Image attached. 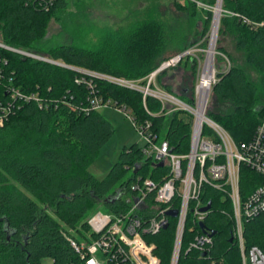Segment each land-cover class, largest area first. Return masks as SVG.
I'll list each match as a JSON object with an SVG mask.
<instances>
[{
  "label": "trees",
  "instance_id": "trees-1",
  "mask_svg": "<svg viewBox=\"0 0 264 264\" xmlns=\"http://www.w3.org/2000/svg\"><path fill=\"white\" fill-rule=\"evenodd\" d=\"M207 3L213 4L214 0ZM45 4L50 7L48 11ZM67 7L68 0H54L52 4L49 0H0V44L25 51L35 49L46 18ZM222 8L240 16L223 15L219 34L234 35L246 63L262 75L264 84V26L253 29L241 18L264 22V0H223ZM205 14L203 38L210 33L213 20L212 11ZM161 35L158 23L137 25L129 33V45L125 47L128 54L119 66L74 45L56 46L49 52L52 60L66 67L0 47V105L11 108L7 119L0 123V264H41L46 258L53 264L76 260L69 238H79L89 230V216L98 210H124L122 199L106 202L110 196L130 191L138 178L159 181L167 175L168 168L154 164L138 144L125 146L103 178L90 171L101 147L115 133L113 124L99 110L82 111L92 90L114 101L118 108L132 111L138 122L150 121L151 130L158 139L169 142L173 153H189L192 122L180 118L181 111L167 114L153 97L146 98L147 111L140 92L83 72L145 84V78L161 63ZM187 59L183 56L178 64ZM8 86L37 92L42 106L12 101ZM164 89L170 91L168 85ZM212 91L233 105L227 113H210L212 119L237 142L249 141L264 115L259 86L243 68L234 65L219 76ZM182 96L177 97L194 103V86L190 97L188 93ZM244 171L247 174L242 192L247 193L252 189V173ZM221 197L209 186L202 189L203 200L213 205L205 221L208 229L216 231L212 253L224 264H240L238 248L231 241L232 222L222 213L225 210L229 214L230 204L223 203ZM175 227L176 220L171 219L166 230L149 238L155 243L160 264H170ZM244 237L247 246H258L264 252V217L245 222ZM186 248L185 243L179 264H205L197 252L186 253Z\"/></svg>",
  "mask_w": 264,
  "mask_h": 264
},
{
  "label": "built area",
  "instance_id": "built-area-1",
  "mask_svg": "<svg viewBox=\"0 0 264 264\" xmlns=\"http://www.w3.org/2000/svg\"><path fill=\"white\" fill-rule=\"evenodd\" d=\"M42 1L38 0L39 3ZM52 2L54 0H49V4ZM44 8L48 11L50 7L45 4ZM230 14L240 16L233 12ZM241 18L243 23L253 29L264 26V22ZM0 47L25 57L30 56L28 52L17 48L3 44ZM179 61L177 56L164 63L145 78V84L110 75L97 76L140 92L147 111L146 98L153 97L161 104V111L170 106V112H165L167 114L188 112L193 118L190 151L185 155L173 153L169 142L158 139L151 130L150 121L140 123L132 118L145 140L142 147L144 154L158 167L166 166L168 173L159 181L150 177L138 178L132 183L130 191L120 193L119 199L125 205L121 212L98 210L90 215L87 219L89 230L84 231L79 238H69L77 257L68 264H160L155 243L149 238L166 230L171 219L176 220V227L170 264H179L185 243V252H197L205 264H224L222 258H216L212 253L216 234L211 235L212 230L207 226L203 230L200 225L213 211L212 202L202 198L204 186L219 192L223 203L230 204L229 214L225 210L222 213L228 215L232 222L231 241L238 248L240 264H264V252L258 246H247L244 237V223L264 217V115L251 139L237 142L207 114L209 94L217 83L215 71L207 90L203 89L202 71L192 104L156 86L157 74ZM6 90L12 101L34 102L42 106L41 96L37 92H25L15 86H8ZM108 106L127 113L125 108H118L114 101L99 97L94 90L82 111L100 110ZM10 109V105H0V123L7 119ZM162 162L164 165L160 166ZM245 169L252 173L249 175L252 189L247 193L242 192V181L247 174ZM208 203H211V209L202 212L201 209ZM172 210L178 211L176 217L168 215Z\"/></svg>",
  "mask_w": 264,
  "mask_h": 264
},
{
  "label": "rangeland",
  "instance_id": "rangeland-1",
  "mask_svg": "<svg viewBox=\"0 0 264 264\" xmlns=\"http://www.w3.org/2000/svg\"><path fill=\"white\" fill-rule=\"evenodd\" d=\"M221 1L223 4V0ZM217 2L218 0H214L213 4H208L207 0H68L66 10L46 18L36 48L26 51L30 55L27 57L42 62H47L42 59L55 62L49 55L52 48L60 45H74L77 48L101 55L106 61L119 66L125 59L124 55L128 54L125 47L129 45L126 42L129 41L131 30L144 22L158 23L162 31L159 41L163 46L159 67L175 59L178 54L188 51L189 54H186L187 61L181 64L177 63L178 65L160 72L156 79V86L166 91L164 86L168 85L170 91L166 92L177 96L188 93L190 97V89L192 90V86H194L195 91L209 53L213 20L210 33L203 38L205 13L209 10L212 11L214 18ZM230 13L223 9L221 17L231 15ZM156 35L157 33L155 37ZM152 38L154 39V37ZM181 39L184 43H180ZM189 47L191 48L186 50ZM214 48L216 53L213 69L216 82L219 81V76L226 73L231 66H240L246 71L249 79L259 86L261 103H264L262 75L246 63L245 53L237 48L234 35L219 34L218 31ZM195 62L196 70L193 69ZM83 72L93 76L99 75L93 72ZM130 81H137L140 84L141 80ZM184 90L187 93H183ZM184 102L188 103V100L185 99ZM169 109L164 112L169 113ZM232 109L233 105L230 102L215 95L211 89L207 108L209 117H211L210 113L224 114ZM99 111L113 124L115 129L114 135L101 147L98 157L90 167V171L94 175L103 178L118 160V156L125 146L138 144L143 147L145 140L133 123L134 114L132 111L125 113L113 106L101 108ZM179 116L185 122L193 121L186 111H181ZM100 205L97 207L100 208ZM41 264L53 263L51 259L46 258Z\"/></svg>",
  "mask_w": 264,
  "mask_h": 264
},
{
  "label": "water",
  "instance_id": "water-1",
  "mask_svg": "<svg viewBox=\"0 0 264 264\" xmlns=\"http://www.w3.org/2000/svg\"><path fill=\"white\" fill-rule=\"evenodd\" d=\"M217 8H219L218 10H219V12H218V16H217ZM222 1L221 0H218V2H217V5H216V7H215V12H214V18H213V29H212V35H211V41H210V46H209V50L211 49V45H212V43H213V33H214V26H216V32L218 33V30H219V24H220V18H221V12H222ZM216 39H217V36H216V38H215V41L214 42H216ZM214 45H215V43H214ZM215 49V48H214ZM214 53H216V51L214 50ZM185 54H187V52H184V53H182V54H180V55H178V61L185 55ZM45 61H47V62H51L50 60H45ZM56 64H58V65H61V66H66V65H64V64H62V63H60V62H55ZM164 165V163L162 162L161 164H160V166H163ZM120 193H117L115 196H110L107 200H106V202H112V203H114L115 201H117L119 198H120ZM211 209V203H208V205L206 206V207H204V208H202L201 209V211L202 212H206V211H208V210H210ZM177 214H178V211L177 210H172V211H169L168 212V215L170 216V217H176L177 216ZM201 225V228L204 230L205 229V227H206V225H205V223H201L200 224ZM216 234V231H212L211 232V235H215Z\"/></svg>",
  "mask_w": 264,
  "mask_h": 264
},
{
  "label": "bare ground",
  "instance_id": "bare-ground-1",
  "mask_svg": "<svg viewBox=\"0 0 264 264\" xmlns=\"http://www.w3.org/2000/svg\"><path fill=\"white\" fill-rule=\"evenodd\" d=\"M216 11H217V16H218L219 10H216ZM216 36H217L216 26H214L213 43L211 45V49L209 50L207 61L203 67L204 68L203 70V85H204L203 89L204 90L208 89L209 81L214 76V69H213V62H214V57H215V53H214V50H215L214 43L215 42L214 41H215Z\"/></svg>",
  "mask_w": 264,
  "mask_h": 264
}]
</instances>
